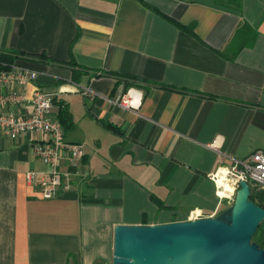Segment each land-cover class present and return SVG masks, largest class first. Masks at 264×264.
I'll return each mask as SVG.
<instances>
[{
    "label": "crops",
    "instance_id": "obj_1",
    "mask_svg": "<svg viewBox=\"0 0 264 264\" xmlns=\"http://www.w3.org/2000/svg\"><path fill=\"white\" fill-rule=\"evenodd\" d=\"M14 54L84 155L46 200L25 182L45 170L33 136L0 132V264H107L116 225L215 216L209 175L264 151V0H0V57ZM130 87L137 111L112 102Z\"/></svg>",
    "mask_w": 264,
    "mask_h": 264
},
{
    "label": "built area",
    "instance_id": "obj_2",
    "mask_svg": "<svg viewBox=\"0 0 264 264\" xmlns=\"http://www.w3.org/2000/svg\"><path fill=\"white\" fill-rule=\"evenodd\" d=\"M36 77V71L17 64L0 68V132L10 140L25 134L33 136L31 151L45 170L25 172V182L37 187L41 197L49 200L71 187L72 168L84 155V149L81 144L66 142L62 126L51 119V94L34 89L26 96V87ZM142 98V93L135 88H120L112 102L125 110L137 111ZM210 148L220 154L214 146ZM63 156L67 157L66 170L60 169ZM228 159V164H219L209 175L219 204L226 207L232 205L242 181L249 188L264 190V151L256 150L242 159ZM199 218H203L200 212L192 211L188 215V220Z\"/></svg>",
    "mask_w": 264,
    "mask_h": 264
},
{
    "label": "water",
    "instance_id": "obj_3",
    "mask_svg": "<svg viewBox=\"0 0 264 264\" xmlns=\"http://www.w3.org/2000/svg\"><path fill=\"white\" fill-rule=\"evenodd\" d=\"M240 182L232 205L212 217L155 225H116L107 264H264L253 237L264 209Z\"/></svg>",
    "mask_w": 264,
    "mask_h": 264
},
{
    "label": "trees",
    "instance_id": "obj_4",
    "mask_svg": "<svg viewBox=\"0 0 264 264\" xmlns=\"http://www.w3.org/2000/svg\"><path fill=\"white\" fill-rule=\"evenodd\" d=\"M245 29H246L245 26L243 28H241L237 32L236 36H241L242 34L246 33ZM13 56L17 57L19 55L14 54V55L1 56L0 57V63L5 64V65H10L14 60ZM35 57L44 58L42 54L35 56ZM59 106H60V109L58 112V122L62 126L63 130H66L73 125L72 118H71V115L69 113V110L67 109V107L64 104L60 103ZM249 200L251 202H253L256 206L264 209V190H258L255 188H250ZM253 241L259 247L264 249V221L258 227V229H257V231L253 237Z\"/></svg>",
    "mask_w": 264,
    "mask_h": 264
},
{
    "label": "rangeland",
    "instance_id": "obj_5",
    "mask_svg": "<svg viewBox=\"0 0 264 264\" xmlns=\"http://www.w3.org/2000/svg\"><path fill=\"white\" fill-rule=\"evenodd\" d=\"M227 207H226V205L224 204V207H223V209L222 210H224V209H226Z\"/></svg>",
    "mask_w": 264,
    "mask_h": 264
}]
</instances>
